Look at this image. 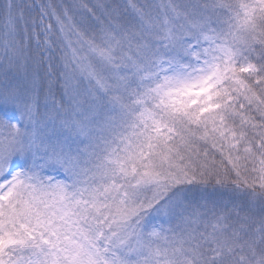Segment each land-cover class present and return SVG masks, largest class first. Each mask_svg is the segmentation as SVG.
Masks as SVG:
<instances>
[{
  "label": "snow or ice",
  "instance_id": "obj_1",
  "mask_svg": "<svg viewBox=\"0 0 264 264\" xmlns=\"http://www.w3.org/2000/svg\"><path fill=\"white\" fill-rule=\"evenodd\" d=\"M0 264H264V0H0Z\"/></svg>",
  "mask_w": 264,
  "mask_h": 264
}]
</instances>
